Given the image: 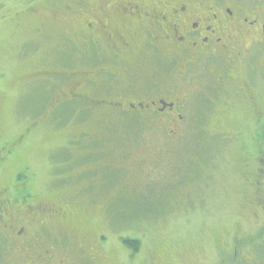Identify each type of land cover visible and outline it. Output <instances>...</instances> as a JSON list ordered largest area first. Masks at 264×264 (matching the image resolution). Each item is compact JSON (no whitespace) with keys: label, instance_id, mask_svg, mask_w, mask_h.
<instances>
[{"label":"rangeland","instance_id":"1","mask_svg":"<svg viewBox=\"0 0 264 264\" xmlns=\"http://www.w3.org/2000/svg\"><path fill=\"white\" fill-rule=\"evenodd\" d=\"M224 1L250 9L264 4ZM79 16V0H0V209L19 208L4 200L22 188L24 202L57 206L56 225L40 231L44 240L103 246V264L216 262L209 248L222 242L221 231L240 242L262 227L256 216L263 213V140L244 122L242 132L227 134L237 127L227 112L234 120L264 111L261 39L238 43L244 57L234 60L237 82L222 88L226 95L247 94L249 110L232 95L209 105L194 101L185 121L173 125L167 118L105 121L100 106L84 110L71 98L91 79L82 77L85 64L75 62L78 40H65ZM222 60L212 65L221 68ZM162 73L172 79L166 67ZM10 247L0 248L9 263L26 255Z\"/></svg>","mask_w":264,"mask_h":264},{"label":"flooded vegetation","instance_id":"2","mask_svg":"<svg viewBox=\"0 0 264 264\" xmlns=\"http://www.w3.org/2000/svg\"><path fill=\"white\" fill-rule=\"evenodd\" d=\"M225 2L98 0L91 6L86 0H79L81 23L73 34L69 33L74 41L68 37L65 40L71 43L78 40L75 62L85 64L87 70L82 77L91 76V79L79 88L80 93L72 94V100L83 103L84 110H94L90 103L100 106L101 110L97 109V112L109 116L105 121H117L121 116L131 120L148 118L153 122L165 118L169 120L167 125L185 121V115L191 113L189 104L194 101L209 105L222 100L227 102L235 95V100L241 102L237 104L247 105L249 110L251 100L247 94H231L230 91L226 95L222 94V88L227 80L237 82L238 72L232 70L234 60L244 57L235 49L239 42L252 44L258 35L259 44L264 47V4L250 9L242 4ZM92 54L96 60H89ZM219 59H226L221 61L223 67H214L212 63ZM165 67L171 71L172 79L162 73ZM128 73L129 81L126 80ZM164 76L165 80H162ZM137 79L145 84H137ZM236 108L232 106L229 112ZM227 114L229 121L237 126L230 128L226 124L230 129L227 134L232 129L242 132L240 124L244 122L257 129L256 139L262 138L264 144V111L244 116L240 113L234 120L230 113ZM179 128L182 131V127ZM14 196L17 199L11 196L4 202L9 204L13 200L19 208L0 209V248L25 249L26 255L16 256V263H9L5 257H0V262L78 264L85 260L89 264H103V246L70 239L52 244L44 240L40 231L45 233L48 226L56 225L60 208L24 202L28 198L20 199L25 198L23 188ZM258 205L263 212L256 216L262 221L261 229H256L253 234H243L240 242L232 236V231L228 234L221 231L222 242L210 244L209 252L217 260L211 264H264V197ZM130 256L128 254V260ZM115 263L128 264L127 261Z\"/></svg>","mask_w":264,"mask_h":264},{"label":"trees","instance_id":"3","mask_svg":"<svg viewBox=\"0 0 264 264\" xmlns=\"http://www.w3.org/2000/svg\"><path fill=\"white\" fill-rule=\"evenodd\" d=\"M127 244H128L129 246H131L132 248L135 247V246L131 245V242H127Z\"/></svg>","mask_w":264,"mask_h":264}]
</instances>
